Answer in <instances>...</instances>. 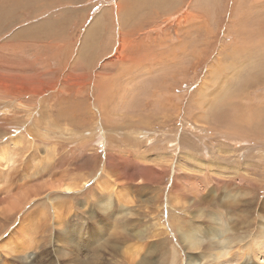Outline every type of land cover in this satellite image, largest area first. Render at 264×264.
Instances as JSON below:
<instances>
[{
	"label": "rangeland",
	"instance_id": "rangeland-1",
	"mask_svg": "<svg viewBox=\"0 0 264 264\" xmlns=\"http://www.w3.org/2000/svg\"><path fill=\"white\" fill-rule=\"evenodd\" d=\"M0 1V264H264V0Z\"/></svg>",
	"mask_w": 264,
	"mask_h": 264
},
{
	"label": "bare ground",
	"instance_id": "bare-ground-1",
	"mask_svg": "<svg viewBox=\"0 0 264 264\" xmlns=\"http://www.w3.org/2000/svg\"><path fill=\"white\" fill-rule=\"evenodd\" d=\"M160 3V2H159ZM157 4V3H156ZM51 37V36H50ZM17 38V37H16ZM34 38V37H33ZM23 39V38H22ZM33 41V40H32ZM246 62V61H245ZM220 65H222L221 64V62H220ZM220 65H219V68L218 69H222L223 67H220ZM243 66V65H242ZM224 69V68H223ZM229 70H230V68H229ZM210 72H214V70H210ZM210 76H212V73L210 74ZM208 80V79H207ZM207 84V83H206ZM150 85V84H149ZM223 91V90H222ZM220 95V94H219ZM223 95V94H222ZM207 96V95H206ZM201 99V98H200ZM165 103V102H164ZM169 105V104H168ZM207 105V104H206ZM209 105V104H208ZM215 106H218V105H216V104H214ZM210 106V105H209ZM214 106V108L216 109V107ZM206 107V106H205ZM210 108V107H209ZM219 111V113H220V111H221V109H219L218 110ZM105 113V112H104ZM214 113H216V112H214ZM223 113H221V115H222ZM47 115V114H46ZM220 115V114H219ZM219 115H216L217 116V118H218V116ZM221 115L219 116V117H221ZM44 118H45V116H43ZM215 117V116H214ZM223 118V117H222ZM220 119V118H219ZM222 121H223V119H221ZM220 120V121H221ZM225 121V120H224ZM52 123V122H51ZM165 125V124H164ZM237 125V124H236ZM236 125H234V127L236 126ZM233 126V125H232ZM235 129V128H234ZM236 129H237V127H236ZM235 129V130H236ZM238 130V129H237ZM236 134H237V131H236ZM239 134V133H238ZM251 144V143H250ZM5 155V154H4ZM187 156V155H186ZM1 158V157H0ZM7 159H8V157H7ZM13 159V158H12ZM190 159V158H189ZM5 160V159H4ZM6 161V160H5ZM12 161V160H11ZM7 162V161H6ZM12 165V164H11ZM134 165V164H133ZM184 166V165H183ZM187 165H185L184 167H186ZM195 167H197V166H195ZM206 167V166H205ZM189 168V167H188ZM110 169V168H109ZM119 169V168H118ZM117 169V170H118ZM122 169V168H121ZM124 169V168H123ZM193 169V168H192ZM117 170H115L114 172H116ZM140 170V169H139ZM120 172V171H119ZM123 172H126V171H123ZM122 172V173H123ZM155 172V171H154ZM176 172V171H175ZM112 173V172H111ZM140 173H141V176H138V177H141L140 179H139V182H140V180L142 181V182H144V183H146V184H148V183H153L156 179H154L153 180V178H154V176H153V173H147L146 172V170L144 169V170H141L140 171ZM200 174V173H199ZM113 175H115V173L113 174ZM129 175V174H128ZM131 175V174H130ZM208 175V174H207ZM123 176V175H122ZM132 176V175H131ZM120 177V176H119ZM156 177V176H155ZM200 177V176H199ZM111 178V177H110ZM127 178H129V177H127ZM127 178L125 179V180H127ZM206 178H210V177H208V176H206ZM122 179V178H121ZM130 179V178H129ZM77 180V179H76ZM73 181V180H72ZM138 181V180H137ZM202 179H200V180H198V182L201 184V185H204L202 182ZM204 181V180H203ZM113 182V181H112ZM193 182V181H192ZM143 183V184H144ZM194 183V182H193ZM191 185H192V183H190ZM67 185V184H66ZM195 185V184H194ZM67 190H66V192H71V190L70 189H72L71 187H70V189H69V187L68 188H66ZM194 189V188H193ZM76 192V191H75ZM180 200V199H179ZM181 201V200H180ZM1 202V201H0ZM119 202V201H118ZM178 202V201H177ZM3 203V202H2ZM9 206H10V204H9ZM6 209V208H5ZM206 213H203L202 215H205ZM213 215V214H212ZM196 217V216H195ZM205 217H206V215H205ZM203 219H204V217H202ZM212 218V217H211ZM60 219V218H59ZM210 222H211V220H210ZM135 224V223H134ZM136 225V224H135ZM62 226V225H61ZM35 228V227H34ZM124 230V229H123ZM189 231V230H188ZM25 234V233H24ZM126 234V233H125ZM203 233H201V235H202ZM62 235V234H61ZM186 235V233L184 234V236ZM63 236V235H62ZM194 237V236H193ZM221 239V238H220ZM185 243V242H184ZM211 243V242H210ZM253 243V242H252ZM260 243V242H259ZM215 245V244H214ZM218 245H220L222 248H223V251H219V253H221V254H219V256H215V257H217L216 259H215V262H214V264H218L219 263V261L220 260H222V259H224L225 257H226V251L227 250H224V246L223 245H225V241H221V242H218ZM260 245V248L261 249H263L264 250V242H262V243H260L259 244ZM2 246V245H1ZM133 246V245H132ZM10 249V248H9ZM127 251H128V249H126V248H123V254H125V253H127ZM228 253V252H227ZM131 254H132V252H131ZM154 254H156V253H154ZM264 254V253H263ZM128 255V254H127ZM220 255H221V257H220ZM230 255V254H229ZM145 259V258H144ZM95 260V259H94ZM262 260H263V262H264V255H263V258H262ZM96 261V260H95ZM149 260H144L143 261V263H146V262H148ZM225 261V260H224ZM162 263V262H161ZM96 264H101V263H99L98 262V260L96 261ZM190 264H200V263H196V262H194V260H192L191 259V263ZM209 264V263H208ZM239 264H241V263H239Z\"/></svg>",
	"mask_w": 264,
	"mask_h": 264
},
{
	"label": "crops",
	"instance_id": "crops-1",
	"mask_svg": "<svg viewBox=\"0 0 264 264\" xmlns=\"http://www.w3.org/2000/svg\"><path fill=\"white\" fill-rule=\"evenodd\" d=\"M0 2H1V1H0ZM198 183H199V182H198ZM224 184H225V183H224ZM225 186H226V184H225ZM137 189H138V192H139L140 187H137ZM207 201H209V203H210L211 206L214 204V202H212V199H208ZM207 206H209V205H207Z\"/></svg>",
	"mask_w": 264,
	"mask_h": 264
}]
</instances>
